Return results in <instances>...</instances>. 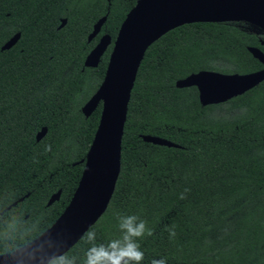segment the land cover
Masks as SVG:
<instances>
[{
	"label": "trees",
	"instance_id": "16d2710c",
	"mask_svg": "<svg viewBox=\"0 0 264 264\" xmlns=\"http://www.w3.org/2000/svg\"><path fill=\"white\" fill-rule=\"evenodd\" d=\"M133 2L111 0L106 22L111 36ZM106 5L0 0V47L13 31L22 32L19 46L0 50V254L23 245V230L48 228L81 177L101 111L98 106L84 117L81 106L106 65L105 56L97 68L81 69L88 49L82 38ZM60 18L67 22L58 30ZM242 23L184 24L145 51L128 103L115 189L88 229L96 230L98 243L118 234L117 216L135 214L153 232L140 241L143 264L161 258L166 264H264V80L206 106L194 86H175L200 70L262 69L247 48L263 50L264 36ZM43 126L47 132L36 141ZM145 134L178 146L145 142ZM58 189L59 199L47 205ZM13 220L16 234L9 230ZM87 247L79 239L66 252L81 264Z\"/></svg>",
	"mask_w": 264,
	"mask_h": 264
},
{
	"label": "water",
	"instance_id": "95a60500",
	"mask_svg": "<svg viewBox=\"0 0 264 264\" xmlns=\"http://www.w3.org/2000/svg\"><path fill=\"white\" fill-rule=\"evenodd\" d=\"M105 18L103 16L94 23L89 39L98 33ZM193 22H245L264 31V0H137L127 12L114 40L104 77L81 106L84 117H89L99 103L101 111L78 184L64 210L48 227L55 225L52 232L54 236L59 234L63 241L61 251H68L97 222L110 202L120 172L121 140L128 103L145 51L169 30ZM65 24L66 19H61L59 28ZM18 36L8 38L0 50L10 49ZM109 42V35H104L86 56L84 66L96 67ZM261 44L263 50L255 46L247 49L264 66V41ZM263 80L264 67L243 74L200 70L176 80L175 86H194L199 103L206 106L226 102ZM46 132L47 127H41L35 140H41ZM141 138L152 144L178 146L155 135L145 134ZM60 193V189L53 193L47 205L58 200ZM0 264H14L13 250L0 254Z\"/></svg>",
	"mask_w": 264,
	"mask_h": 264
},
{
	"label": "clouds",
	"instance_id": "9594fccd",
	"mask_svg": "<svg viewBox=\"0 0 264 264\" xmlns=\"http://www.w3.org/2000/svg\"><path fill=\"white\" fill-rule=\"evenodd\" d=\"M188 191L185 189L180 194V199H184ZM54 227L55 225L52 226ZM52 228L35 234H31L32 230L20 232L23 246L13 248L14 264H77L75 254L60 250L63 241L59 234L53 235ZM9 230L13 234L17 233L14 220L9 224ZM116 230L118 234L106 243L97 242L96 230L85 231L80 239L88 247L83 253L81 264H143L144 252L140 241L153 235L146 221L135 214L119 215ZM169 233L170 237L175 236L174 230L169 229ZM150 264H166V261L163 258L152 259Z\"/></svg>",
	"mask_w": 264,
	"mask_h": 264
},
{
	"label": "flooded vegetation",
	"instance_id": "af4514ba",
	"mask_svg": "<svg viewBox=\"0 0 264 264\" xmlns=\"http://www.w3.org/2000/svg\"><path fill=\"white\" fill-rule=\"evenodd\" d=\"M106 1V12L102 15V16H100L99 18H101V17H103V16H106V18H105V21L103 22V24H102V26H101V28H100V30L98 31V33L94 36V37H92L91 39H89V34L92 32V29H93V25H94V23L99 19H97V20H95V22H93L92 24H91V27H90V30L86 33V35H85V37H83L82 38V44H83V46H82V48L83 49H87L86 51H85V53H84V56H83V60H82V70L84 69V68H91V69H94V68H97L99 65H100V63H101V61L103 60V58L106 56V65H105V68H104V74H105V70H106V66H107V63H108V59H109V55H110V53H111V51H112V48H113V45H114V40H115V38H116V35H117V32H118V29H119V27H120V24H121V22L123 21H121L120 22V24H119V26L117 27V29H116V33L114 34V36H111V34L107 31V27H106V22H107V15H108V10H109V6H110V3H111V0H105ZM136 1L137 0H134V2H133V5L127 10V12L135 5V3H136ZM127 12L125 13V15L127 14ZM124 18H125V16H124ZM123 18V19H124ZM61 19H63V18H60L59 19V24H58V26H57V29L58 30H60L61 28H63V27H61V28H59V25H60V22H61ZM66 19V18H65ZM66 22H67V19H66ZM15 34H18L19 36H18V39H17V41H16V43L12 46V47H15V46H19L20 45V42H21V39H22V32L20 31V30H15V31H13L11 34H10V38L11 37H13ZM104 35H109V37H110V42L108 43V45H107V47H106V49H105V51L103 52V54L101 55V57H100V59H99V62H98V65L96 66V67H86V66H84V60H85V58H86V56L88 55V53L95 47V45L99 42V40L104 36ZM31 34L28 32L27 33V35H26V39L27 40H29L30 38H31ZM81 44V45H82ZM11 47V48H12ZM104 74H103V77H104ZM103 79V78H102ZM102 81V80H101ZM101 83V82H100ZM99 86V85H98ZM97 89V88H96ZM94 93V92H93ZM92 93V94H93ZM84 104V103H83ZM98 106H100V108H101V103H99L98 104ZM97 106V107H98Z\"/></svg>",
	"mask_w": 264,
	"mask_h": 264
},
{
	"label": "rangeland",
	"instance_id": "374dc122",
	"mask_svg": "<svg viewBox=\"0 0 264 264\" xmlns=\"http://www.w3.org/2000/svg\"><path fill=\"white\" fill-rule=\"evenodd\" d=\"M239 26H241L242 28H244L245 30H247L249 32H252L255 34H262L264 36V31H261L260 29L249 25L248 23H242V25H239Z\"/></svg>",
	"mask_w": 264,
	"mask_h": 264
}]
</instances>
